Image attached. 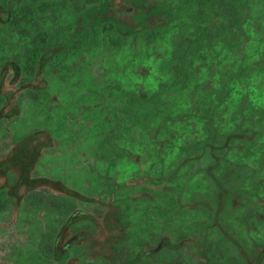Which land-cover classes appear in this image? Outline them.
<instances>
[{"label":"trees","instance_id":"16d2710c","mask_svg":"<svg viewBox=\"0 0 264 264\" xmlns=\"http://www.w3.org/2000/svg\"><path fill=\"white\" fill-rule=\"evenodd\" d=\"M0 40L8 55L16 42L32 48L20 63L35 73L80 54L104 63L81 91L106 163L97 198L127 234L116 250L169 263L186 249L141 248L142 236L160 220L171 233L177 216L186 226L192 210L195 254L233 264L241 222L257 226L264 264V0H0ZM52 203L76 209L62 195Z\"/></svg>","mask_w":264,"mask_h":264},{"label":"flooded vegetation","instance_id":"af4514ba","mask_svg":"<svg viewBox=\"0 0 264 264\" xmlns=\"http://www.w3.org/2000/svg\"><path fill=\"white\" fill-rule=\"evenodd\" d=\"M17 44L18 42L9 55L0 47V125L5 122L4 136L11 138L7 151L0 153V216H4L5 219L0 226L8 228L16 224L20 218L28 223L34 219L33 216L43 222L38 245L27 254L25 261L18 264H99V260L102 264H136L138 261L139 264H164L162 256L148 257L145 251L141 253V258L132 260V257L125 255L123 251L116 250L115 241L117 239L125 241L127 234L115 227L112 215L114 207L108 198L98 199V195H101L98 192L88 195L61 178L36 172L40 161L48 157L54 148L59 147L56 132L60 125L55 120L54 122L52 117L55 116L54 112L60 109L59 103L66 98L78 100L77 106L73 108L80 114L78 116L87 119L85 128L90 132V140L93 143L92 148L87 149L94 151L98 149L99 145L95 141L97 123L93 117L95 112L89 113V97L84 96L81 91L83 86L96 87L99 79L103 77V75L98 77L94 71L98 58L80 54L70 57L69 66L59 67V72H55L56 70L50 66L39 65L35 73L33 64L20 63V58L24 54L22 51L29 54L32 53V48L24 49L21 42L19 43L21 47L18 48ZM104 71L105 67L103 74ZM56 85L67 91V96H61L56 91L54 93L53 88ZM36 88L46 89L45 100L36 97ZM24 100L29 102L31 109L35 111L33 115L36 118L32 119L36 122V128L21 137L12 138L8 130L9 123L20 116L24 109ZM78 116L67 115V120L74 123ZM76 124L81 125L82 122L77 121ZM61 125H65V122ZM79 149L82 153L83 147ZM105 164L96 158L87 166L98 167L95 171L98 174L99 169ZM110 170L113 175L112 168ZM96 179L98 180L97 176ZM56 195L70 198L77 210L67 214L65 210L56 207L52 203ZM3 198H7L9 202L5 208L2 206ZM81 202L97 204L99 207L83 208L79 204ZM189 212L186 226L179 224L178 216L174 218L171 233L169 226H163L160 220L155 232L143 234L140 247L162 249L171 246L176 249L181 246L186 251L177 249L176 256L165 264H209L202 254L194 253L196 247L194 217L192 210ZM218 227L225 236L231 228L228 224H218ZM235 231L237 241L233 243L236 244V258L232 263L258 264L260 251L257 248L259 236L257 226L240 222L236 225ZM227 236L231 238L230 235ZM205 243L209 244L207 240ZM199 244L197 243L200 248ZM221 244L227 243L222 241ZM49 246L53 247V254L49 253V256L39 254Z\"/></svg>","mask_w":264,"mask_h":264},{"label":"rangeland","instance_id":"374dc122","mask_svg":"<svg viewBox=\"0 0 264 264\" xmlns=\"http://www.w3.org/2000/svg\"><path fill=\"white\" fill-rule=\"evenodd\" d=\"M95 64V74L101 77L104 63L98 60ZM53 91L54 93L55 91L58 92L61 96H67V91L63 88H58V85L54 86ZM23 103L24 109L18 119L9 123L8 130L12 138L21 137V135L36 128V122L33 120L36 118L33 115L35 111L31 109L29 102L24 100ZM77 103L78 100L74 98H66L59 103L60 109L54 112L55 116L52 117V120H55L60 125V129L56 132L57 143L60 144L59 147L57 146L49 153L48 157L40 161L36 172L37 174L44 173L52 177L61 178L72 187L91 195L97 193L99 188L95 172L98 167L93 166L90 168L87 165L94 162L96 158L99 161H103V152L98 149L96 150L97 152L87 149L88 147L92 148L93 143L90 140V132L85 128L87 119L84 116H78L80 114L73 108L75 105L77 106ZM71 114L78 116L74 123L69 122V119L67 120V115ZM77 121L82 122V124L75 125ZM64 122L65 125H61ZM5 128L6 124L4 122L0 125V153L7 151L11 141V138L4 136ZM79 147H83L82 153ZM79 204L87 209L99 207L97 204L89 205L82 202ZM33 218L28 223H25L20 218L16 224L8 228L0 226V264H18L20 261H25L27 254L36 248L43 222L40 219H35L34 216ZM4 222V216H0V225ZM99 262V264H102L101 260Z\"/></svg>","mask_w":264,"mask_h":264}]
</instances>
